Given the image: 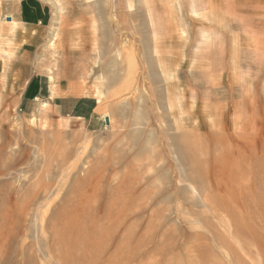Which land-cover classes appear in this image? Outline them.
Masks as SVG:
<instances>
[{
    "label": "rangeland",
    "instance_id": "374dc122",
    "mask_svg": "<svg viewBox=\"0 0 264 264\" xmlns=\"http://www.w3.org/2000/svg\"><path fill=\"white\" fill-rule=\"evenodd\" d=\"M20 1L0 0V264H264V0H39L32 30L5 18Z\"/></svg>",
    "mask_w": 264,
    "mask_h": 264
},
{
    "label": "crops",
    "instance_id": "0c3cea01",
    "mask_svg": "<svg viewBox=\"0 0 264 264\" xmlns=\"http://www.w3.org/2000/svg\"><path fill=\"white\" fill-rule=\"evenodd\" d=\"M5 18L10 20V23L13 22V19L21 26L20 29L24 28V30H32L33 28H38L40 26H46L49 24L51 20V9L49 6L39 0H21L15 7V10L13 12L12 16H5ZM57 18L52 22H56ZM163 27L161 25V22L158 24V27L153 30L154 37L150 38L149 36L144 38L145 42V50L150 51L151 49H157L159 50V53L162 51V45L160 44V38L158 35H161V31L158 28ZM22 35H27L25 32L24 34L21 33V31H17L16 36L17 37H23ZM54 35L52 31V36ZM27 37V36H26ZM150 42V43H149ZM150 65H153L151 59H149ZM68 67V68H66ZM60 71V72H59ZM104 69H102V73L105 75ZM68 73V74H66ZM108 78H112L110 81L113 82V78L115 76L114 71L107 72ZM113 75V77H112ZM153 75V74H152ZM58 77H61V83H60V89H66V90H72V91H78L84 89L82 85L79 84L77 81V70H73L69 66H67V63L65 61L63 63L59 64L58 68ZM74 76V77H73ZM111 76V77H110ZM156 79L155 76L152 77V80L154 81ZM108 80V81H109ZM31 80L29 84L32 82ZM27 85V87L24 90L23 96L24 98H32V96L36 93V89L34 86ZM36 100V98H35Z\"/></svg>",
    "mask_w": 264,
    "mask_h": 264
},
{
    "label": "bare ground",
    "instance_id": "6f19581e",
    "mask_svg": "<svg viewBox=\"0 0 264 264\" xmlns=\"http://www.w3.org/2000/svg\"><path fill=\"white\" fill-rule=\"evenodd\" d=\"M67 66H68V65H67ZM66 68H68V67H66ZM59 72H60V71H59ZM66 74H68V73H66ZM73 77H74V76H73ZM110 77H111V76H110ZM112 77H113V75H112ZM60 78H61V77H60ZM115 78H116V77H115ZM111 79H112V78H110V80H111ZM113 79H114V78H113ZM108 80H109V78H108ZM110 80H109V81H110ZM109 81H108V82H109ZM110 83H111V81H110ZM36 100H37V99H36ZM9 143H10V142H9ZM7 145H8V144H7ZM14 153H15V152H13L12 154H10V155H9V158H10V157H11V158H12V157L16 158L17 156H16ZM9 158H7V160H8V161H11L12 159H11V158L9 159Z\"/></svg>",
    "mask_w": 264,
    "mask_h": 264
},
{
    "label": "water",
    "instance_id": "95a60500",
    "mask_svg": "<svg viewBox=\"0 0 264 264\" xmlns=\"http://www.w3.org/2000/svg\"><path fill=\"white\" fill-rule=\"evenodd\" d=\"M7 20H9V19H7ZM105 122H106V124H107V123H108V120L106 119Z\"/></svg>",
    "mask_w": 264,
    "mask_h": 264
},
{
    "label": "trees",
    "instance_id": "16d2710c",
    "mask_svg": "<svg viewBox=\"0 0 264 264\" xmlns=\"http://www.w3.org/2000/svg\"><path fill=\"white\" fill-rule=\"evenodd\" d=\"M32 84V82L29 84V86Z\"/></svg>",
    "mask_w": 264,
    "mask_h": 264
}]
</instances>
